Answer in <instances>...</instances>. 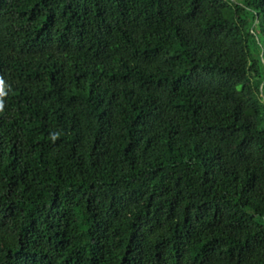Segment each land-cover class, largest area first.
<instances>
[{
  "label": "trees",
  "instance_id": "trees-1",
  "mask_svg": "<svg viewBox=\"0 0 264 264\" xmlns=\"http://www.w3.org/2000/svg\"><path fill=\"white\" fill-rule=\"evenodd\" d=\"M264 0H0V264H264Z\"/></svg>",
  "mask_w": 264,
  "mask_h": 264
},
{
  "label": "rangeland",
  "instance_id": "rangeland-1",
  "mask_svg": "<svg viewBox=\"0 0 264 264\" xmlns=\"http://www.w3.org/2000/svg\"><path fill=\"white\" fill-rule=\"evenodd\" d=\"M257 31H258V37H259V38H257V39H258V40L261 39V41H264V36H263L262 33L259 32V28H258V27H257ZM258 212H259L260 214H264V210H262V209H260Z\"/></svg>",
  "mask_w": 264,
  "mask_h": 264
}]
</instances>
